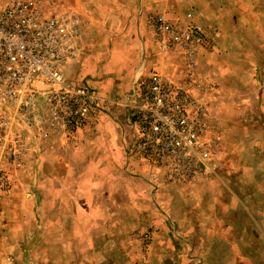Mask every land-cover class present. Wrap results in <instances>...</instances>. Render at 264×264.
Returning a JSON list of instances; mask_svg holds the SVG:
<instances>
[{
	"label": "crops",
	"instance_id": "0c3cea01",
	"mask_svg": "<svg viewBox=\"0 0 264 264\" xmlns=\"http://www.w3.org/2000/svg\"><path fill=\"white\" fill-rule=\"evenodd\" d=\"M57 1L87 21L64 78L95 92L105 108L71 139L25 133V166L46 173L43 212L33 232L16 218L9 231L22 224L23 234L42 235L39 264H264V0ZM148 14L192 22L211 37L198 56L197 95L224 146L217 177L189 189L162 186L126 158L133 82L152 70L181 73L145 33ZM133 42L138 71L126 49Z\"/></svg>",
	"mask_w": 264,
	"mask_h": 264
},
{
	"label": "built area",
	"instance_id": "2783aa9c",
	"mask_svg": "<svg viewBox=\"0 0 264 264\" xmlns=\"http://www.w3.org/2000/svg\"><path fill=\"white\" fill-rule=\"evenodd\" d=\"M145 25L159 53L175 59L181 73L152 70L134 81L126 158L146 165L162 186L189 189L217 177L216 155L223 146L198 96V56L209 48L210 33L158 14H149ZM86 29L85 16L57 0H0V99L37 138L71 139L105 108V100L68 83L61 71L79 55ZM8 128L9 120L0 116V151ZM12 150L27 153L29 145L24 140Z\"/></svg>",
	"mask_w": 264,
	"mask_h": 264
},
{
	"label": "rangeland",
	"instance_id": "374dc122",
	"mask_svg": "<svg viewBox=\"0 0 264 264\" xmlns=\"http://www.w3.org/2000/svg\"><path fill=\"white\" fill-rule=\"evenodd\" d=\"M61 5L69 7L62 3ZM79 12L83 14L81 11ZM146 17H144L143 21L144 30L151 37L145 25ZM137 43L139 46L140 42ZM134 46L136 47L135 42L130 43L126 49L129 47L132 49V65H136L138 71L139 63L137 57L139 50L138 47L135 49ZM122 51L124 53L126 50L122 49ZM128 53L123 54L122 57H125ZM134 58H136L137 64ZM112 66L117 70L116 63L112 64ZM120 68L122 69L121 76L125 78L128 75L127 68L125 67L126 70L124 66H120ZM14 112L7 102L0 99V116L8 119L10 122V128L6 130V135L9 134V136H7L4 150L0 151V264H36L40 259L39 242L42 235L39 233L23 234L24 228L22 224L19 227L17 226V228L13 226V228H10V231L7 228L10 225L9 223L15 221V218L17 223L23 221L29 222L32 226V232L38 228L40 214L43 212L42 205H44L40 200L41 197H39L41 189L39 183L46 175V173H43L44 171H41L36 166L37 163L34 169L25 166L26 161H28V155H26L28 153L12 150L14 146H21L23 144L25 133H30L31 130L29 126L25 125V122L19 116L18 112L15 113L16 115ZM126 133V139L129 142L130 133L128 126ZM47 174L53 175V173ZM34 189L35 193L39 191L37 194L38 197H31ZM26 193H28L27 197L25 196ZM20 217H22L21 221L19 220Z\"/></svg>",
	"mask_w": 264,
	"mask_h": 264
}]
</instances>
